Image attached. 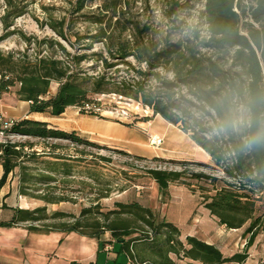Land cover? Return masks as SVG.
<instances>
[{"label": "trees", "instance_id": "1", "mask_svg": "<svg viewBox=\"0 0 264 264\" xmlns=\"http://www.w3.org/2000/svg\"><path fill=\"white\" fill-rule=\"evenodd\" d=\"M84 1L77 0L73 13L84 8ZM5 4L0 22L7 30L23 10L12 6L10 0ZM203 14L208 39L198 44L168 38L157 41L147 38L144 28L135 27L132 32L119 22L102 20L95 22L94 31L84 32L75 31L72 23L64 19L50 21L47 26L52 37L18 32L24 50H0V94L13 92L17 100L29 104L30 113L51 118L60 117L70 107L85 111L93 103L92 96L115 95L148 108L154 116L188 134L227 179L185 171L147 170L146 174L161 192L172 183L191 186L187 181L204 180L213 194L202 198L203 207L227 229H240L249 222L245 230L249 234L248 247L264 230V213L258 214L255 204L264 199V142L245 147L246 138L264 127V0H256L248 9L241 0H205ZM6 35L0 37V42ZM97 44L101 48L96 49ZM233 48L232 62L237 70L225 69L219 58L202 53V49ZM234 101L245 107L251 127L213 134L235 108ZM91 116L98 114L91 112ZM7 134L91 145L76 132L49 128L44 122L30 119L14 122ZM21 147L20 143L0 142V189L18 166ZM45 156L54 160L43 162L44 167L32 174V182L48 184L56 182L57 176L71 175L69 161L76 159L54 151ZM30 180V176L23 175L21 181L27 184ZM21 194L28 195L24 191ZM31 197L46 205L69 201L49 193ZM94 207L98 214V206ZM115 207L102 218L92 217L91 207L82 208L78 217L58 211L47 214L46 206L31 211L17 209L4 226L30 223L28 229L34 233H77L98 240L102 247L101 237L109 233L111 243L119 247L118 253L139 264H175L169 254L178 258L182 254L181 259L197 264L242 263L247 258L246 253L225 256L215 246L191 236L185 238L184 248L178 240L179 231L169 223H158L149 208L137 202L116 203ZM127 216L132 219L122 218ZM132 224L142 225L150 233L130 238L137 232Z\"/></svg>", "mask_w": 264, "mask_h": 264}, {"label": "rangeland", "instance_id": "2", "mask_svg": "<svg viewBox=\"0 0 264 264\" xmlns=\"http://www.w3.org/2000/svg\"><path fill=\"white\" fill-rule=\"evenodd\" d=\"M10 1L12 6L23 10V13L13 20L12 26L7 30L0 22V37L8 34L0 42V50L3 52L24 50L25 47L17 34L18 32L39 38L54 36L47 26L48 22L63 19L70 21L74 30L79 32H84L86 29L94 31L95 22L102 20L104 23L119 22L132 32L135 27L144 28L146 30L145 36L157 41L168 38L173 42L190 41L198 44L208 39V27L203 14L205 0H85L84 8L79 13H73L77 0ZM255 1L241 0V4L248 9L255 4ZM5 3L6 0H0V18L4 14ZM248 21L250 22L249 19ZM95 48L99 49L101 45L97 44ZM234 51L235 48L220 51L202 49V53L219 58L225 69L237 70L233 67L232 62ZM262 72H264V63H262ZM54 91L55 85L51 88V92ZM91 99L93 103L89 104L85 111L82 112L81 109L73 108L69 114L77 113L89 117L93 112L98 116L91 117L106 119L123 125L138 126L136 127L138 131L135 132L141 133L145 138L144 156H135L120 147L89 140L85 137L81 138L90 142L91 145L72 143L67 140L27 139L5 132L4 136L0 135V142L23 145L20 148L22 156L17 161L18 166L10 174L14 188L26 202L23 206L30 211L46 206L47 214L58 211L75 217L79 216L82 208L91 207L94 209L92 217L102 218L103 214L116 208V203L137 202L141 206L149 208L155 214L158 223L165 222L173 225L179 231L178 240L182 242L184 248H187L185 235L192 232L193 219L201 217L203 214L202 198L213 194L212 187L204 180H191L187 181V184H191V186L183 183H172L165 192H161L156 183L146 174V171H185L187 174L202 173L219 179L227 178L214 167L211 161L203 166L195 164L205 163L207 157H202L197 153L194 155L192 147L185 144V141L189 142L190 140L186 133L184 139L179 138L178 140L173 138L171 131L165 134L159 133L160 137L156 136L155 138L162 137V144L158 148L152 147L150 145L151 134L161 131L159 123H163V121L161 117L154 116L148 108L135 101L115 95L92 96ZM239 105H241L239 102L234 101L235 107ZM84 126L89 130L105 131L91 119H86ZM170 128L175 132L180 130L177 126ZM112 133L118 137H129V132L126 131L123 133L125 135L120 131H113ZM49 151L76 159L69 161L72 166L71 175L57 176L56 182L48 184L35 180L32 182V174L44 167L43 162L54 160L45 156ZM23 175L30 176L29 183H22ZM231 182L238 186L236 180ZM22 191L28 195L23 196ZM48 193L64 196L69 201L46 205L43 201L31 197L32 195L44 196ZM255 204L259 209L258 214L264 213V199ZM94 206H98V214H96ZM122 218L132 219L128 216ZM69 220L71 219L69 218ZM59 222L49 221L50 224H58ZM211 227L213 229L217 225L213 223ZM133 229H136L137 232L130 238L141 237L147 231L149 232V229L142 225H133ZM220 232L223 237L229 233L225 229L216 230V234H220ZM111 241L109 233L102 235L101 242L104 248L110 249L115 245ZM93 242L96 246L97 243L92 239L85 238L84 243H82V237H72L63 245L69 247L68 254H64L61 250L62 246L59 247L60 241L53 249L49 248L47 251H50V255L54 257V264H65L64 257L74 260L75 253L81 254L82 245L88 251ZM246 244L247 242L242 244V249ZM94 253L97 255L96 264H125L127 261L126 255L117 252L107 254L102 250L97 251L95 249ZM181 256L182 254H180ZM180 257L169 254V258L175 264H197ZM132 264L139 263L132 261Z\"/></svg>", "mask_w": 264, "mask_h": 264}, {"label": "crops", "instance_id": "3", "mask_svg": "<svg viewBox=\"0 0 264 264\" xmlns=\"http://www.w3.org/2000/svg\"><path fill=\"white\" fill-rule=\"evenodd\" d=\"M71 109H73V107L66 109V111L58 118H51L43 114H32L29 111V104L27 102L17 100L13 92L0 94V117H2L5 121L17 122L22 119H30L44 122L49 128H55L66 132H76L80 137L120 147L126 150L129 154L135 156H144L145 138L141 133L135 132L138 131V128H136L138 126L123 125L106 119L91 116L86 117L77 113L69 114ZM86 119L95 121V123L99 124V128L102 127L107 132L87 129L84 126ZM161 120L163 121V123H159L161 131L156 134H151L152 137H160V135H158L159 133L165 134L169 131L172 132L173 138L176 140L179 138L184 139L186 137L184 132H181L180 130H177L178 132L173 131L170 128L174 127L173 125L167 123L162 118ZM113 131H120L122 134L125 133V131L129 132V137L115 136L114 133H112ZM21 137L27 139L31 138ZM185 144L192 147L194 155L197 153L202 155V157H207L206 162L203 164H208L211 161L210 157L191 139L189 142L185 141ZM2 175L3 167L0 161V179ZM25 203V200H23L21 195L14 188L13 179L9 175L6 183L0 189V264H54V257L50 255V251H47L49 248L53 249V247L60 241L59 247L62 246L61 250H63L64 254H68L69 247L63 246L68 239L72 237H82V243H84L85 238H88L77 233L65 234L59 231L46 234L34 233L28 229L30 223H20L12 227L4 226V224L11 221L15 210H28L27 207L23 206ZM213 223H215L217 227L212 229L211 226ZM248 225L249 222H247L240 229H227L220 225L217 219L204 208L201 217H195L193 219L191 227L192 232L186 234L185 238L191 236L206 244L213 245L225 256H231L235 253L247 254L246 260L242 263L225 264H264V230H261L256 234L250 246H245L242 249V244L248 242L249 240V234H245V230ZM221 229H225L229 233H226L224 237L221 232L220 234H216V230L221 231ZM92 240L97 243L96 246H94L93 242L90 246V250L86 251L84 245H82L81 254L75 253L74 260L72 258L65 259L64 257L65 264H71L72 262L79 264L96 263L95 260L97 255L94 253L95 249H97V251L102 250L107 254L114 252L118 253V245L115 244L109 249L100 246L98 240ZM240 242H242L241 245ZM121 254L124 253L121 252ZM125 264H132V261H130L127 257Z\"/></svg>", "mask_w": 264, "mask_h": 264}, {"label": "clouds", "instance_id": "4", "mask_svg": "<svg viewBox=\"0 0 264 264\" xmlns=\"http://www.w3.org/2000/svg\"><path fill=\"white\" fill-rule=\"evenodd\" d=\"M245 112L246 109L243 105L231 109L228 116L213 130V134L229 129L239 132L242 128H250L251 121L246 118ZM262 142H264V127H260L246 138L245 147H251L254 144Z\"/></svg>", "mask_w": 264, "mask_h": 264}, {"label": "built area", "instance_id": "5", "mask_svg": "<svg viewBox=\"0 0 264 264\" xmlns=\"http://www.w3.org/2000/svg\"><path fill=\"white\" fill-rule=\"evenodd\" d=\"M13 124H14V121H5L3 120L2 117H0V135L4 136L5 132H8L12 128ZM161 144H162L161 138H155V137L150 138V145L152 147L158 148L161 146Z\"/></svg>", "mask_w": 264, "mask_h": 264}]
</instances>
